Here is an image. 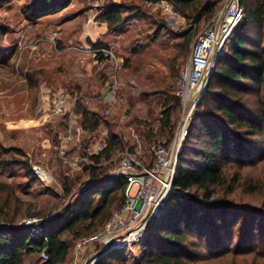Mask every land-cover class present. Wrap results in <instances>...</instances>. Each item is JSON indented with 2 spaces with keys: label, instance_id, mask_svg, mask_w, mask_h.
<instances>
[{
  "label": "rangeland",
  "instance_id": "374dc122",
  "mask_svg": "<svg viewBox=\"0 0 264 264\" xmlns=\"http://www.w3.org/2000/svg\"><path fill=\"white\" fill-rule=\"evenodd\" d=\"M31 1L0 0V225L9 217L15 218V225L41 226L46 220L47 224L68 225L69 210L85 191L82 187L92 180L83 171H72L60 162L57 142L61 126L38 113L41 90L62 86L91 97L101 96L81 105L86 123L110 128L120 135L122 147L134 149L139 138L143 143L140 157L149 160L151 144L172 143L176 138L184 108L179 106L173 113L175 128L171 135L162 121L165 102L168 96L175 97L180 70L197 37L212 25V20L198 22L176 6L169 12L151 0H71L62 10L35 17L28 9ZM247 2L250 10L264 4V0ZM112 3L124 9L125 24L119 29H109L103 17ZM224 4L225 0L219 5L216 20ZM261 16V22L257 18L243 21L236 29L264 45V14ZM187 40L192 41L190 45ZM97 42L105 44L106 49H94ZM239 93V102L257 125L244 127L255 128L244 134L248 151L244 155L233 153L231 160L221 162L227 178L212 189L213 200L224 199L249 214L236 212L229 217V227L207 223L203 236L186 233L190 254L185 258L191 264H264L263 224L256 223L254 233L250 228L254 219L264 218V84ZM207 102L204 107L200 103L195 107L184 147L187 141L204 146L190 136L201 130L199 111H217L214 99ZM35 164L43 166L46 173L36 175ZM117 194L122 196L121 191ZM119 202L115 201L96 229L103 228ZM89 224L90 219L81 220L73 230L62 232V238L70 244L66 264H75L76 241L93 232H89ZM121 250L128 264H136L143 243ZM98 252L93 246L86 258ZM41 263L38 252L24 257L23 264Z\"/></svg>",
  "mask_w": 264,
  "mask_h": 264
},
{
  "label": "trees",
  "instance_id": "16d2710c",
  "mask_svg": "<svg viewBox=\"0 0 264 264\" xmlns=\"http://www.w3.org/2000/svg\"><path fill=\"white\" fill-rule=\"evenodd\" d=\"M169 1L187 17L198 22L204 19L212 20V24L216 21L219 5L223 2V0ZM70 2L71 0H33L29 3L28 9L33 16L41 17L64 9ZM241 3L246 8L243 21H256L257 18L261 22L264 4H260L255 10H250L247 0H241ZM123 11V6L115 3L107 7L103 17L109 23V29H119L125 24ZM247 13L250 16H247ZM246 33L237 32V29L234 31L230 49L228 48L226 53L219 57L208 82V89L200 101L203 107L210 99L217 102V111L202 109L198 112L202 118L199 121L201 130L196 136H190V139L194 138L198 143H205L204 146L196 147L187 141L185 147H182L174 186L187 194L174 193L167 201L162 215L156 219L142 240L143 253L136 264H191L185 258L190 254L186 233L203 236L204 225L207 223L211 226L218 225L219 228L229 227L232 226L230 218L234 217L236 212L249 214L248 210L232 207L224 199L213 200L212 189L213 186L224 183L227 178L221 162L231 160L233 153L244 155L248 151L246 149L248 137L245 136L247 138L245 139L244 134L255 131V128L244 127L257 125V120L252 114H247V109L239 102L238 97L241 94L240 90L264 84V45L262 42L260 44L254 42ZM187 42L190 45L192 41L187 40ZM94 49L102 51L106 49V45L97 42L94 44ZM177 86L174 91L175 97L171 96V99L167 97L169 101L165 102L167 109L163 112L162 118L163 126L169 129L171 135L175 128L173 113L182 106L176 95ZM121 142L120 135L112 131L109 147L102 156L92 158L96 163L110 159L112 155L126 148L120 146ZM164 143L167 146L171 144ZM107 169L106 166H89L84 169L83 173L95 183L84 189L75 207L69 210L68 214L71 218L68 225L45 222L41 227L22 226L13 224L15 218L9 217L6 223L0 225V264H23L25 255L40 253L45 246L49 259L42 261L41 264H66L70 255V244L62 238V232L66 228L73 230L81 220L90 219L88 230L93 231L88 234L90 236L99 231L96 229L98 221L101 223L105 221V213L115 201L118 199L122 202H119L114 210L121 207L125 201L126 182L122 178L104 180ZM65 188L67 191L70 190L68 185ZM193 189L195 190L192 191ZM118 191L122 192L121 197H118ZM233 217L232 219L236 221ZM253 219L254 217L251 220ZM254 221L250 224L251 233L255 232L254 226L258 222L264 227V218H256ZM96 264L128 263L123 250L115 249L109 251L105 257L99 258Z\"/></svg>",
  "mask_w": 264,
  "mask_h": 264
},
{
  "label": "built area",
  "instance_id": "2783aa9c",
  "mask_svg": "<svg viewBox=\"0 0 264 264\" xmlns=\"http://www.w3.org/2000/svg\"><path fill=\"white\" fill-rule=\"evenodd\" d=\"M156 3L169 12L174 11V4L169 0H158ZM223 9V20L217 19L197 37L191 55L180 71L176 95L184 111L187 109V114L184 118L182 115L176 138L168 146L163 142L151 144L149 160L140 157L143 144L137 138L134 149L126 147L110 159L96 163L92 157L102 156L109 147L112 130L101 126L90 127L80 108L83 103L101 96L91 97L62 86H46L41 90L38 113L47 115L52 122L61 126L57 142L60 162L72 171H84L89 166H106L108 169L104 180L122 178L127 184L124 203L114 210L104 228L76 241L75 264H96L99 257L107 251L129 248L140 243L152 224L162 215L176 188L174 182L179 156L193 111L201 101L215 60L226 53L232 43L234 31L246 14L241 0H225ZM33 170L38 176L46 173L45 168L39 164H35ZM45 222L39 225L42 226ZM24 226H28V223ZM93 246L99 249L98 254L86 258ZM46 247L39 253L42 261L49 259Z\"/></svg>",
  "mask_w": 264,
  "mask_h": 264
},
{
  "label": "water",
  "instance_id": "95a60500",
  "mask_svg": "<svg viewBox=\"0 0 264 264\" xmlns=\"http://www.w3.org/2000/svg\"><path fill=\"white\" fill-rule=\"evenodd\" d=\"M228 3H229V2H228ZM228 3H227V4H228ZM227 4H226V6H227ZM226 6H225V7H226ZM224 16H225V10H223V13L221 14V16H220V18H219V21H222L223 18H224ZM217 62H218V59L215 60V64H214V66H213V69H212L211 72H210L209 79H210V78L212 77V75H213V71H214V69L216 68ZM205 90H206V88H205ZM205 90H204L203 93H202V97H203V95H204V93H205ZM201 99H202V98H201ZM186 114H187V109H185V111H184L183 118L186 116ZM94 183H95L94 181H88L87 184L84 186V189H85L86 187L91 186V185L94 184ZM173 193H178V194H183V195H186V194H187V192L182 191V190H180V189H178V188H174Z\"/></svg>",
  "mask_w": 264,
  "mask_h": 264
},
{
  "label": "bare ground",
  "instance_id": "6f19581e",
  "mask_svg": "<svg viewBox=\"0 0 264 264\" xmlns=\"http://www.w3.org/2000/svg\"><path fill=\"white\" fill-rule=\"evenodd\" d=\"M183 137V136H182Z\"/></svg>",
  "mask_w": 264,
  "mask_h": 264
},
{
  "label": "crops",
  "instance_id": "0c3cea01",
  "mask_svg": "<svg viewBox=\"0 0 264 264\" xmlns=\"http://www.w3.org/2000/svg\"><path fill=\"white\" fill-rule=\"evenodd\" d=\"M143 144V143H142Z\"/></svg>",
  "mask_w": 264,
  "mask_h": 264
}]
</instances>
